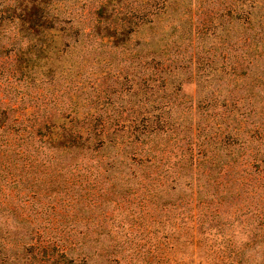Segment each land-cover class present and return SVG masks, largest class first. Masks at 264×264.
Masks as SVG:
<instances>
[{
    "label": "trees",
    "instance_id": "16d2710c",
    "mask_svg": "<svg viewBox=\"0 0 264 264\" xmlns=\"http://www.w3.org/2000/svg\"><path fill=\"white\" fill-rule=\"evenodd\" d=\"M62 1L0 0L2 169L18 162L0 178V264H88L127 196L147 248L159 231L194 249L218 237L225 254L205 249L240 261L224 234L244 225L264 257V0H139L138 15ZM200 109L216 112L192 121Z\"/></svg>",
    "mask_w": 264,
    "mask_h": 264
},
{
    "label": "rangeland",
    "instance_id": "374dc122",
    "mask_svg": "<svg viewBox=\"0 0 264 264\" xmlns=\"http://www.w3.org/2000/svg\"><path fill=\"white\" fill-rule=\"evenodd\" d=\"M96 1L97 0H91L90 4L96 5ZM114 1L111 2L110 6H112L113 8L118 7L120 13L126 12L127 15L139 14V0ZM62 2L67 6L80 5V0H64ZM168 18H171V15H169ZM89 19L91 20L92 16H88L86 20ZM166 21L167 20H160V22L162 23ZM143 31H145L146 35L149 33V30H147L146 28H144ZM236 33L239 34L240 32L237 31ZM236 33L228 31L226 38L229 39L230 37L231 40H233V37L236 35ZM151 34H158L156 27L151 30ZM206 40L213 42V35L212 37H206ZM231 48L234 49L235 46L232 45ZM121 57L124 58L125 56H121L118 54L113 55V66L108 72L111 78L112 76H116V78L120 80L124 73L127 74V70L121 69V65L117 63ZM89 73L90 72L82 71L79 77L87 78L86 76H88ZM96 74H94L93 76H100ZM90 76L91 75H89V77ZM223 78L225 81L226 77ZM97 83L98 82H96V84ZM223 86L224 85H222V87ZM210 89L211 92H208L210 91ZM200 90H202V93L206 92L203 89ZM206 90L207 95L209 96H212L214 93H216V91H214V89L212 88V85L206 86ZM220 92H223V90H221ZM263 92L264 89L261 90V93ZM179 94H183L185 95L186 99H192L193 101H195V99L197 100L198 98V91L195 89L193 83L188 81L181 82ZM121 99L124 100L126 98L123 97ZM215 112V110L200 109L196 112L192 121L197 120V118L199 117L208 119L211 116H207L206 114ZM170 115H175V113L172 111ZM9 154L10 152L0 151V178L4 180L8 179V174H10V172L16 173L18 167V162L12 160L16 170L12 171L9 169L5 172V170L2 169V157H9ZM106 208L107 219L101 221L99 218L96 225V230H101V232H103L104 234L99 236L97 240L90 242L91 244L85 246L83 250V252L87 253L86 258L88 259V264H102V257L108 252H111L112 254L116 252L118 264H144V262H147L149 260L150 250L152 251L151 254L153 256L151 264H264V257L260 255V249H254V246L250 245L253 244L250 243L251 238H253V232L251 233V231H249L252 230L251 226L239 225L235 228L232 227V234H230L229 232H225L224 234L225 238L230 237L232 240L229 243V246L232 247V252L238 255L241 254V257H238L240 261H236L237 258H233V254L230 256V258H226L223 255V257H220L217 260L216 257L209 252V250L205 249V246H218L220 248V255L225 254V246L220 243L216 245V243L218 242V237H216L215 240H210L208 239L209 236H206L208 238L206 240L202 239L201 243L205 246H202L203 248L198 247L194 249L193 245L191 246L190 244L186 243L174 242V233L159 231L156 233L155 240L153 241V246L151 248H147L145 246L146 243H144L143 240H139V200L136 198L127 196L120 200L117 204H107ZM119 222H124V224L122 223L121 227H118ZM190 235V232H180L178 240H186ZM93 250L97 251L95 252ZM92 252L95 254H92Z\"/></svg>",
    "mask_w": 264,
    "mask_h": 264
}]
</instances>
